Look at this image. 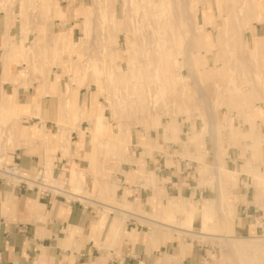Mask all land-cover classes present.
I'll return each mask as SVG.
<instances>
[{"label":"rangeland","instance_id":"374dc122","mask_svg":"<svg viewBox=\"0 0 264 264\" xmlns=\"http://www.w3.org/2000/svg\"><path fill=\"white\" fill-rule=\"evenodd\" d=\"M68 2L69 13L62 16L59 13L60 26L75 23L80 28L75 41L71 33L63 32L61 39L51 44L49 51H45L44 57L32 54V60L26 61L29 70L26 78L31 73H40L44 78L42 87L57 92L58 124L53 130L59 131L50 133L37 124L25 125L32 123L33 116L39 114L34 111L25 113L28 105L19 106L11 95L5 94L4 100L0 99V164L13 162V157L7 154H13L17 147L33 148L35 143H39L36 139H40L46 146V155L52 153L56 156L59 151L68 159L69 168L58 176L51 171L55 167L53 162L56 157L40 155V164L45 166L44 179L50 185L62 189H52L54 194H61L70 201H80L98 213L99 217L104 212H108L109 217L115 214L107 204L124 208L132 212L126 216V220L136 218L148 232L157 230L156 221L188 229L184 230L186 233L171 231L169 237L180 242L182 239H195L217 246L221 250L223 264H264V245H260V242H264V218L259 215L263 213L264 216V198L257 199V207L261 211L255 216L263 230L243 235V239L231 245L232 236H241L234 231L236 214L232 207L234 209L236 202L230 196L234 176L231 175L233 180L230 181L229 172L220 171L224 178L219 185L223 198L212 201L219 197L214 165H222L215 164L208 156L207 151L211 150L206 142L209 136L218 145L219 157L229 146L237 147L239 142L235 141L237 137L233 134L236 128L242 132L246 130L248 121L245 108L248 105L252 107L256 102H264L263 61L247 60L250 54L247 31L254 21L264 22V0ZM13 4L14 0H0V6L5 9ZM35 5L36 2L32 0V11L38 10ZM77 5L88 6L79 11ZM45 8L48 15L50 6ZM63 10L66 11V8ZM63 29L66 31V26ZM112 51L117 59L115 65L109 61ZM251 51L264 52L256 41ZM38 57H41L40 60H37ZM38 64L43 68L42 72L36 67ZM118 68L124 71L123 75L117 74ZM55 71L59 73L56 74V80L49 81L51 76H55ZM25 84L29 83L24 82L22 85ZM71 89L76 94L71 93ZM44 94L52 93L46 91ZM77 95L90 107L84 105L78 112ZM141 100L146 105V113L144 115V111H139L140 114L136 113L134 117L131 106ZM15 118L21 121L25 132L28 131L18 138L10 130ZM183 120L192 124V134H187L186 142L182 138L188 128L183 126ZM127 126L132 129L133 139L123 142L121 150L124 153H106L103 150L106 146L115 148L117 145L116 132ZM73 130L88 140L79 147L83 149V154L78 163L73 160L71 153ZM54 134L57 137L56 144L51 139ZM125 134L128 135L127 132ZM60 135L62 141H58ZM168 141L176 147L171 151L173 156L169 157L175 158L177 155L194 160L196 166L193 168H198L196 173L200 177V185L210 186L213 192L216 190L208 200L184 198L197 206H203V210L205 205L211 204L209 223L207 218L205 224L194 219L189 226L186 219L198 209L192 202L189 205L185 202L184 208L167 207L164 212L156 209L155 204L152 209H143L140 201L118 203L120 179L117 174H124L129 180L126 171L133 164L138 165L137 168H144L137 156L152 154L154 150L163 152V144ZM191 143H195L194 148L189 146ZM178 145L188 153L177 151ZM141 147L145 151L142 155L138 151ZM72 171L83 180L78 187L70 186L67 182ZM152 176L155 177L152 172L139 170L136 177L130 178V182L145 180L146 187H156V182L150 179ZM220 211L223 215L219 214ZM182 213H186V216H179ZM185 220L187 223H184ZM193 231H200V235L190 234L195 233Z\"/></svg>","mask_w":264,"mask_h":264},{"label":"crops","instance_id":"0c3cea01","mask_svg":"<svg viewBox=\"0 0 264 264\" xmlns=\"http://www.w3.org/2000/svg\"><path fill=\"white\" fill-rule=\"evenodd\" d=\"M31 1L14 0V4L6 6V9L0 6V99L9 94L19 106L28 105L25 113L34 111L39 115L33 116L32 123L25 125L37 124L47 132L56 133L59 129L56 131L53 129L58 124L59 106L55 98L57 92L51 95L44 94L47 89L45 91L41 85L44 78L40 73H31L27 79L26 74L29 70L26 61L32 60V54L44 57L45 51H49L51 44L61 39L63 32L71 33L75 41L80 28L73 22L60 26L59 13L61 16L69 13L68 0H34L37 4L35 6L38 7L37 11L31 10ZM47 5L50 6L48 15L45 8ZM87 6L77 5L76 8L83 11ZM64 7L66 11L63 10ZM65 26L66 31H63ZM247 33L250 44L247 60L260 59L264 65V57H261L264 52L251 51L254 41L264 50V22L254 21ZM32 66L33 64L30 67ZM36 67L39 71L43 69L39 64ZM56 74L59 73L55 71V76L48 80L55 81ZM24 82L29 84L22 85ZM77 97L79 99L78 95ZM84 105L88 104L79 99L78 112ZM244 113L248 121L246 130L242 132L234 128L236 132L233 135L237 137L235 141L239 142L237 147L229 146L219 157L218 145L209 136V139L206 138L211 150L207 151L208 156H211L215 164L222 165V167L214 165L217 167L214 168V173L219 197L212 201H218L222 197L219 185L224 178L220 171L229 172L230 181L234 178L230 195L231 200L236 202L234 209L232 207V211L235 210L234 215L236 214L234 231L241 235L232 237L242 239L243 235L263 230L255 216L261 211L256 201L264 198V102H256L252 107L248 105ZM185 120L183 126L187 127L188 131L182 139L186 142L187 134H192V124ZM61 135L58 141H62ZM71 136L74 142L71 153L73 160L78 163L83 154V149L79 147L88 140L77 130H73ZM51 139L56 144V134ZM36 140L39 143L32 146L34 149L17 147L13 154L8 153L7 156L13 157V162H19L29 176L35 175L40 168H45L40 164V155L56 157L52 174L60 176L69 168L68 159L62 156V152L58 151L56 156L52 153L46 155L44 151L46 146L40 139ZM163 145L165 148L163 152L154 150L152 154L142 155L144 148L138 149L142 156L137 157H140L141 167L144 168H137L136 164H133L131 169L126 168L129 180L124 174H117L120 179L117 190L119 204L127 200L140 201L143 209H152L155 204L156 209L164 212L167 207L184 208L185 202L187 205L192 202L184 198L208 200L213 193L215 194L216 190L213 192L210 186L200 185V177L196 173L198 168H193L196 166L194 160L180 158L177 155L175 158L169 157L173 156L171 151L175 150V144L168 141ZM194 145L195 143L189 144L192 148ZM177 149L183 154L188 153L180 145ZM139 170L154 173L155 177L152 176L150 179L156 182V187H146L145 180L130 182V178L136 177ZM71 173L67 182L70 186L78 187L83 180L77 173L73 171ZM192 203L198 209L193 211L189 219L195 217L196 222L201 220V224H205L206 218L210 219L209 210L212 205H205L203 210V206ZM107 206L115 214L112 213L109 217V213L104 212L99 217L92 208L84 206L78 200L70 201L61 194L40 195L35 191L24 192L0 182V264H223L221 250L217 246L195 239L191 241L182 239L180 242L169 237L171 231L183 233L188 229L143 216L164 227L155 232L152 229L148 232L145 225L136 218L130 217L126 220L132 214L131 211L110 204ZM219 214L223 215L222 211ZM259 215L264 218L263 213ZM179 216H186V213ZM193 232L195 233L190 234L200 235V231Z\"/></svg>","mask_w":264,"mask_h":264},{"label":"bare ground","instance_id":"6f19581e","mask_svg":"<svg viewBox=\"0 0 264 264\" xmlns=\"http://www.w3.org/2000/svg\"><path fill=\"white\" fill-rule=\"evenodd\" d=\"M225 1V0H224ZM228 3V2H227ZM225 7H227V6H225ZM229 7V6H228ZM227 7V8H228ZM242 7V6H241ZM227 14V13H226ZM190 16V15H189ZM230 16V15H229ZM232 17V16H231ZM188 19H190V18H188ZM230 20V19H229ZM240 21H241V19H240ZM193 25V24H192ZM230 25V24H229ZM233 25V24H232ZM189 27H190V25H189ZM233 27V26H232ZM231 30H232V28H231ZM200 31H202V30H200ZM199 31V32H200ZM119 33V32H118ZM117 34V33H116ZM115 34V35H116ZM192 34V33H191ZM192 37V36H191ZM190 37V38H191ZM137 39V38H136ZM128 44H130L129 42H127ZM191 43V42H190ZM191 45V44H190ZM142 46V45H141ZM189 48H190V46H188ZM191 48H192V45H191ZM188 51H189V49H188ZM107 53H108V51H107ZM109 56H110V58H109V61L110 62H112L114 65H115V63L117 62V59H116V57H115V53H114V51H112L111 53H109ZM123 59V58H122ZM188 59V58H187ZM116 66H117V64H116ZM118 75L120 76V75H123L124 74V71L123 72H121L120 71V68H118ZM125 75H127V74H125ZM46 81H45V83L47 82V79H45ZM131 81V80H130ZM48 90V92L50 91V93H53L54 91H51V90H54V89H50V88H47ZM73 89V88H72ZM72 89H71V93H74L75 91H72ZM45 91H46V89H45ZM42 92V91H41ZM71 93H69V95H70V97H73V95H71ZM247 93H249V92H247ZM74 94H76V93H74ZM127 99H129V98H127ZM3 100H4V98H3ZM136 100V99H135ZM134 101V100H133ZM58 105V104H57ZM144 107L146 108V105H145V103H143L142 102V100L141 101H137V102H135V103H133L132 104V106H131V108H132V111L134 112V117H136V113H138V114H140L139 113V111H144V115H145V109H144ZM131 111V112H132ZM62 112H60V114H61ZM138 114H137V116H138ZM140 116V115H139ZM20 119V118H19ZM21 124V121L20 120H18L17 118H15L14 120H12V123L10 124L11 125V127H10V130L12 131V132H14V136H19V137H21V136H23V135H25V134H23L24 132H25V129H24V127H22V125H20ZM9 125V126H10ZM28 132V131H27ZM27 132H25V133H27ZM128 133V135H126L125 133ZM116 138L115 139H117L116 140V147L114 148V147H111V145L110 146H106V148H104L103 150H106L107 152L106 153H108V152H110V154H118V155H122L123 153H124V150H121L122 149V145H123V142H130V141H132V139H133V137H132V129H130V127H121V129L119 130V131H117L116 132ZM18 138V137H17ZM15 139V138H14ZM18 140V139H17ZM113 153H112V152ZM103 153V152H102ZM107 155V154H106ZM128 155V154H127ZM97 156V155H96ZM92 157V156H91ZM96 158V157H95ZM98 158V157H97ZM94 159V158H93ZM45 180V179H44ZM45 184L44 185H48V188H50L51 190L52 189H59V190H62L61 188H58V187H54V185L52 186V185H50L46 180H45V182H44ZM110 187H113L112 185H110ZM112 189V188H111ZM112 192H114V190L112 191ZM71 193V192H70ZM71 194H74V193H71ZM194 219H195V217H192V218H190V219H187V221H188V223H189V226L191 225V224H193V222H194ZM208 219V218H207ZM209 220L210 219H208V223H209ZM187 221L185 220L184 221V223L186 222L187 223ZM196 221V220H195ZM196 223V222H195ZM157 224H158V222H157ZM160 228H162V226H160V225H158V227H157V229H160ZM162 229H164V227L162 228ZM202 230V229H201ZM242 238L241 237H234V238H232L231 239V244H237V242H239L238 240H241ZM255 244V243H254ZM260 245H264V242L262 241V242H260Z\"/></svg>","mask_w":264,"mask_h":264},{"label":"built area","instance_id":"2783aa9c","mask_svg":"<svg viewBox=\"0 0 264 264\" xmlns=\"http://www.w3.org/2000/svg\"><path fill=\"white\" fill-rule=\"evenodd\" d=\"M44 168H40L35 175H27L19 162L0 164V182H5L11 187L22 191H35L40 195L53 193L48 185H44ZM60 195V194H59Z\"/></svg>","mask_w":264,"mask_h":264}]
</instances>
